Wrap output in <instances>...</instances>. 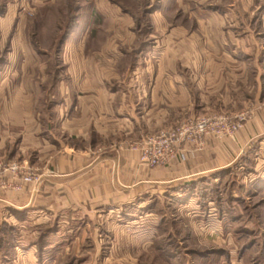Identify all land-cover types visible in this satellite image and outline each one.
<instances>
[{
	"label": "rangeland",
	"instance_id": "1",
	"mask_svg": "<svg viewBox=\"0 0 264 264\" xmlns=\"http://www.w3.org/2000/svg\"><path fill=\"white\" fill-rule=\"evenodd\" d=\"M117 1L130 9L128 12L135 7L140 13H123ZM136 1L132 5L131 0H0V61L4 63L9 57V64L0 63V76L7 80L15 77L6 90L8 101V92L21 93L13 92L20 81L23 93L34 96L30 86L34 80L39 88L36 100L14 98L40 113L49 106L56 110L54 120H58L57 106L50 100L58 101L68 87L74 96L72 87L84 76L105 79L112 75L125 82L142 76L140 67L146 61L154 62L159 53L123 52L132 42L136 48L150 44L153 39L148 32L156 26L157 38L170 30L177 29V35L181 29L197 31L200 45L208 44V30L215 31L212 80L221 84L210 96L209 108L201 112L228 115L230 110L224 108L228 92L223 86L236 84V79L229 80L227 73L237 60L253 63L256 53L264 48V0ZM147 1L148 12L143 11ZM160 3L163 5L156 8ZM149 10L156 21L150 19ZM129 61L139 63L135 75L125 69ZM95 62L97 66L101 62L102 68H94ZM58 76L65 79L63 84L43 86L48 78ZM247 76H254L251 69H247ZM59 108L64 110L61 102ZM235 118L230 117L231 122ZM257 163L258 169L251 161L232 167L226 174L188 182L183 186V197L163 198L157 203L150 228L137 227L139 221L137 228L122 227L118 214L105 210L99 221L75 214L70 220L58 217L36 229L20 227L11 235H5L0 224V264H264V180L256 178L264 173V157ZM129 232L143 234L130 235L129 239ZM10 242H17L23 259L15 260ZM38 254L44 256L43 262Z\"/></svg>",
	"mask_w": 264,
	"mask_h": 264
},
{
	"label": "crops",
	"instance_id": "2",
	"mask_svg": "<svg viewBox=\"0 0 264 264\" xmlns=\"http://www.w3.org/2000/svg\"><path fill=\"white\" fill-rule=\"evenodd\" d=\"M131 1L132 5L138 3ZM117 3L125 14L138 11L134 7L128 12L130 9L120 6L122 2ZM149 4L144 3L143 11ZM150 17L156 21L155 14ZM153 29L148 32L153 39L149 45L136 48L132 42L123 52L144 51L151 56L159 53L154 62L146 61L140 67L142 76L127 79L128 82L112 75L105 79L84 76L74 83V96H70L68 87L58 101L50 100L58 109L56 121L55 109L48 106L45 113H40L14 98L17 95L18 101L36 100V81L30 80L34 96L23 93L20 81L13 92L21 93L8 92V101L6 90L10 89L9 80L15 77L7 80L0 76V224L14 232L20 227L39 228L58 217L70 220L75 214H84L95 222L105 210L118 214L122 227L150 228L155 206L163 198L183 197V186L188 182L226 174L246 162L252 161L258 167L257 162L264 157V48L256 53L253 63L237 60L227 73L229 80L236 79V84L223 86L228 92L223 107L230 110L227 114L231 116L224 112L202 113L209 108V98L221 84L212 80L216 67L215 31L208 30V44L200 45L197 31L181 29L177 35V29L170 30L157 38L156 26ZM131 47L132 51L128 50ZM3 64H9V57ZM138 64L129 61L125 69L135 75ZM101 65L100 62L98 69ZM98 66L95 62L94 68ZM247 69L254 73L252 78L247 76ZM64 81L59 76L50 77L41 85L57 87ZM60 102L64 110L59 108ZM204 114L244 119L231 136L207 134L202 145H184L183 160L157 167L140 161V138ZM12 164L18 168L11 169ZM255 168L254 172H258ZM256 178L264 180V173ZM142 234L129 232L126 236ZM17 249L14 242L11 254L18 261L23 254H18ZM39 257L43 262L44 256Z\"/></svg>",
	"mask_w": 264,
	"mask_h": 264
},
{
	"label": "built area",
	"instance_id": "3",
	"mask_svg": "<svg viewBox=\"0 0 264 264\" xmlns=\"http://www.w3.org/2000/svg\"><path fill=\"white\" fill-rule=\"evenodd\" d=\"M243 117H237L234 123L230 117L207 115L181 123L174 128L162 129L152 135L142 137L137 142L140 161L149 166L157 167L169 164L175 159H185L184 145L203 144L207 134L216 137L231 136L240 126ZM16 169L15 164L10 165Z\"/></svg>",
	"mask_w": 264,
	"mask_h": 264
},
{
	"label": "trees",
	"instance_id": "4",
	"mask_svg": "<svg viewBox=\"0 0 264 264\" xmlns=\"http://www.w3.org/2000/svg\"><path fill=\"white\" fill-rule=\"evenodd\" d=\"M0 63H3L2 61H0ZM4 232L3 233H5V235H11L12 233H13V228H8V226H5L4 225V230H3ZM12 240V236H10V241ZM13 243L14 242H10L9 244H8V246H9V248L10 249H12V245H13ZM40 250V249H39Z\"/></svg>",
	"mask_w": 264,
	"mask_h": 264
}]
</instances>
